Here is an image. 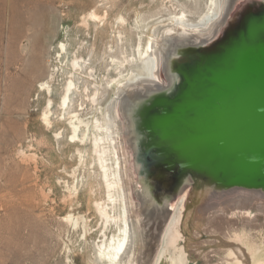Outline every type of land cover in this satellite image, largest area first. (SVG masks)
Masks as SVG:
<instances>
[{"label":"rangeland","instance_id":"374dc122","mask_svg":"<svg viewBox=\"0 0 264 264\" xmlns=\"http://www.w3.org/2000/svg\"><path fill=\"white\" fill-rule=\"evenodd\" d=\"M216 3L0 0V264H111L125 213L114 97L152 77L161 27H203ZM235 220L197 224L188 264H240L235 248L264 245L262 224Z\"/></svg>","mask_w":264,"mask_h":264},{"label":"water","instance_id":"95a60500","mask_svg":"<svg viewBox=\"0 0 264 264\" xmlns=\"http://www.w3.org/2000/svg\"><path fill=\"white\" fill-rule=\"evenodd\" d=\"M229 5L212 38L175 35L163 85L120 104L141 203L157 219L190 187L208 199L264 191V0Z\"/></svg>","mask_w":264,"mask_h":264},{"label":"bare ground","instance_id":"6f19581e","mask_svg":"<svg viewBox=\"0 0 264 264\" xmlns=\"http://www.w3.org/2000/svg\"><path fill=\"white\" fill-rule=\"evenodd\" d=\"M230 1L220 0V3H216V5H219L217 17L214 18V15L209 16L210 13L205 14L203 21L209 16L210 19L207 21L210 22L203 27H189L171 21L161 27L157 41L154 43H151V41L146 50V58L152 56L154 59V62L150 61L148 66V72H153L152 77H141L135 81L124 82L119 85L118 93L112 103L114 123L112 135L117 138L118 167H120L119 175L125 194V213L121 234L116 241L113 242L112 240L109 245L110 251L108 254L112 259L111 264H188L189 247L187 243L190 242L191 237L196 235L197 232L194 227L197 224L201 227L207 223L208 228H214L215 230L216 227L219 230L230 225L235 218L238 224H262L264 226V191L259 189L240 190L228 193L226 196L222 194L224 196L213 200L208 199L211 196L210 192L208 194L202 192L201 195L199 190L190 187L180 195L171 214L166 218L167 220L164 221L166 215H162L159 217L160 219H157L147 213L141 203L136 186L130 160V144L124 134L120 120L122 116L120 115V104L128 100L126 98H128L127 94L130 91L144 89L149 85L161 86L167 81L163 72V54L164 49L170 45L175 35H188L198 39L212 38L220 30L227 16ZM90 16L94 17V13H90ZM152 65H154V70ZM35 66L38 68L39 73L44 76L45 70L42 62L35 59ZM44 83L42 82L40 86L43 87ZM66 100L67 97L65 96L64 102ZM45 119H48L47 114H45ZM162 217L163 219H161ZM257 218L260 219L257 221ZM243 246V249L235 248V252L238 254L237 261L240 264H264V245L247 244Z\"/></svg>","mask_w":264,"mask_h":264}]
</instances>
